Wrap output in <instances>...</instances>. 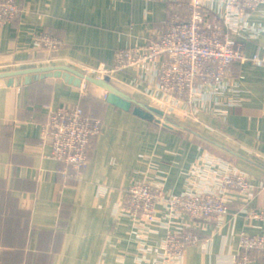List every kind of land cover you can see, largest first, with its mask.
Listing matches in <instances>:
<instances>
[{
	"label": "crops",
	"instance_id": "obj_1",
	"mask_svg": "<svg viewBox=\"0 0 264 264\" xmlns=\"http://www.w3.org/2000/svg\"><path fill=\"white\" fill-rule=\"evenodd\" d=\"M16 1L19 12L0 26V264H161L166 226L191 228L199 237L177 264H237L240 236H264V219L250 218L264 209V66L233 64L222 91H207L211 98L199 99L185 117L158 92L160 58L104 75L102 80L131 102L123 109L106 102L110 91L83 78L86 71L110 69L116 50L155 39L171 14L183 18L184 5L176 0ZM225 4L203 0L204 21L226 31ZM227 30L245 56H264V4L240 14L234 29ZM40 32L63 45L53 51L36 48ZM53 69L72 74L74 83L62 77L12 87L4 82ZM137 104L173 116L177 130L135 114ZM44 106L80 107L101 121L80 175L51 157L42 130ZM227 172L246 175L251 189L224 192L227 212L220 219L168 217L166 206L158 204V221L146 227L124 213L132 184L147 182L165 195L222 193L220 176ZM250 264H264V256Z\"/></svg>",
	"mask_w": 264,
	"mask_h": 264
},
{
	"label": "built area",
	"instance_id": "obj_2",
	"mask_svg": "<svg viewBox=\"0 0 264 264\" xmlns=\"http://www.w3.org/2000/svg\"><path fill=\"white\" fill-rule=\"evenodd\" d=\"M176 1L185 7L183 18L171 14L166 28L155 39L145 45L119 48L110 69L87 70L85 75L105 78L104 75L110 76L119 70L142 68L160 58L158 92L170 107H181L185 117L194 113L192 110L199 99L211 98L207 91H222L233 64L251 62L264 66V56L258 53L245 56L227 30L234 29L240 14L255 10L264 4V0H226V31L204 21L203 0ZM19 10L16 0H0V26L14 18ZM34 45L53 51L63 45V41L40 32L34 38ZM44 109L47 114L42 130L50 139L51 157L73 167L80 175L87 162L89 143L99 133L101 121L85 115L80 107L50 109L44 106ZM220 185L222 193L187 190L165 195L157 186L135 183L127 189L124 213L146 227L158 221L155 216L158 204L166 206L168 217L180 213L192 219H220L227 212L224 192L238 195L251 189L247 176L239 172L220 176ZM250 218L264 219V209L251 212ZM198 240L197 233L191 228L173 230L166 226L160 263L177 264L185 248ZM240 249L237 264L252 263L256 257L264 256V236L242 234Z\"/></svg>",
	"mask_w": 264,
	"mask_h": 264
},
{
	"label": "water",
	"instance_id": "obj_3",
	"mask_svg": "<svg viewBox=\"0 0 264 264\" xmlns=\"http://www.w3.org/2000/svg\"><path fill=\"white\" fill-rule=\"evenodd\" d=\"M59 78L62 77L67 80L68 83H74V76L69 73H63L61 69H53L48 71L37 72L34 74H26L20 80H15L14 76L7 77L4 82L6 86L12 87L16 83H21L23 85H29L33 82H36L41 79L46 78ZM88 81H94L102 86L106 87L110 92L107 94L105 100L108 103L114 104L123 109H129L131 107V102L124 99L123 97L116 94V89L110 84L106 83L102 78H92V77H83ZM80 83V79L76 80ZM134 113L148 120L155 121L157 123L162 124L165 127H168L173 130H177L178 120H176L173 116L166 114L163 110H160L156 107H145L140 104H137L134 109ZM165 117L167 121H163L162 119Z\"/></svg>",
	"mask_w": 264,
	"mask_h": 264
},
{
	"label": "rangeland",
	"instance_id": "obj_4",
	"mask_svg": "<svg viewBox=\"0 0 264 264\" xmlns=\"http://www.w3.org/2000/svg\"><path fill=\"white\" fill-rule=\"evenodd\" d=\"M88 77H92V76H88ZM105 77V76H104Z\"/></svg>",
	"mask_w": 264,
	"mask_h": 264
}]
</instances>
